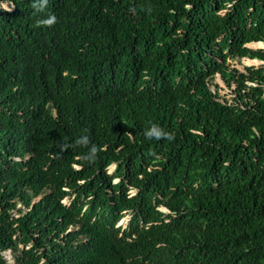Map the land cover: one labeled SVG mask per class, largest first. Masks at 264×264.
I'll return each instance as SVG.
<instances>
[{
  "label": "trees",
  "instance_id": "16d2710c",
  "mask_svg": "<svg viewBox=\"0 0 264 264\" xmlns=\"http://www.w3.org/2000/svg\"><path fill=\"white\" fill-rule=\"evenodd\" d=\"M35 2L0 0V264H264V0Z\"/></svg>",
  "mask_w": 264,
  "mask_h": 264
},
{
  "label": "clouds",
  "instance_id": "9594fccd",
  "mask_svg": "<svg viewBox=\"0 0 264 264\" xmlns=\"http://www.w3.org/2000/svg\"><path fill=\"white\" fill-rule=\"evenodd\" d=\"M47 4H48V0H36V2L33 3L32 7L35 8L37 12H40V11H44ZM56 22H57L56 16L54 14H49L46 19L38 20L37 26H41V25L52 26ZM145 135L148 139H152V138H155L157 140L162 139V138H166L168 140L174 139V136L171 133L165 132L159 125H155V124H153L152 127L149 128L148 130H146ZM76 143L77 144H81V143L87 144V143H89V141H88L87 137H82L81 139L77 140ZM96 152H97V148L95 145H93L91 152H90V155L92 157H94ZM125 212H127V211H125ZM130 218H129V220H130ZM126 227H127V224H126ZM124 229H122L121 231H123ZM6 251H9L10 253H12L11 250H6ZM6 251H4V252H6ZM4 252H3V254H4Z\"/></svg>",
  "mask_w": 264,
  "mask_h": 264
},
{
  "label": "rangeland",
  "instance_id": "374dc122",
  "mask_svg": "<svg viewBox=\"0 0 264 264\" xmlns=\"http://www.w3.org/2000/svg\"><path fill=\"white\" fill-rule=\"evenodd\" d=\"M3 7L6 8V9H13V7H10V6H8L7 4H4ZM253 46L257 47V46H263V45L257 44V45H253ZM252 64L257 65V64H259V61L244 58V59H242V62L239 63V64H237V65H238L240 68H243L245 65H252ZM215 80H216V81L219 83V85H220L221 93H222V94H227V93L229 92V89L225 86V84L221 81V79L218 78V77H216ZM212 88L214 89L213 86H212ZM132 162H133V161H131V160H127V162H126V163H127L126 166H128V165H129L130 163H132ZM115 169H116V166H115V165L110 166V167H109V172H108V173H109V174H112L113 171H114ZM136 184H138V183H136ZM139 184H143V182H141V183H139ZM63 201L66 203L68 200H67V199H64ZM161 209L164 210V211H168V209H166L165 207H161ZM131 216H132V212H130L129 215H127V216L124 217L123 219H122L121 216L119 217L118 222H117V225L119 226L120 230L123 229V228H121L120 225L123 226L125 223H128L127 220H128ZM140 255H141V254H139L138 256H140ZM4 256H5V258L8 260L9 264H16V263H15V260H14V258H13V256H12V253H10L9 251H6V252H4Z\"/></svg>",
  "mask_w": 264,
  "mask_h": 264
},
{
  "label": "bare ground",
  "instance_id": "6f19581e",
  "mask_svg": "<svg viewBox=\"0 0 264 264\" xmlns=\"http://www.w3.org/2000/svg\"><path fill=\"white\" fill-rule=\"evenodd\" d=\"M127 215H129V212H123L122 214H121V217H122V219L124 218V217H126ZM129 220V219H128ZM128 220H127V222H128ZM126 224L127 223H125L123 226L122 225H120L121 226V228H125L126 227Z\"/></svg>",
  "mask_w": 264,
  "mask_h": 264
},
{
  "label": "water",
  "instance_id": "95a60500",
  "mask_svg": "<svg viewBox=\"0 0 264 264\" xmlns=\"http://www.w3.org/2000/svg\"><path fill=\"white\" fill-rule=\"evenodd\" d=\"M259 43H261V42H259ZM263 46H264V44L263 43H261Z\"/></svg>",
  "mask_w": 264,
  "mask_h": 264
}]
</instances>
